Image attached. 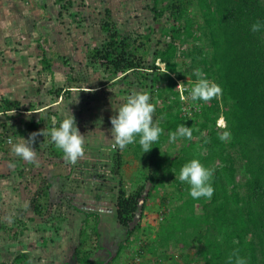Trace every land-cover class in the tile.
<instances>
[{
  "label": "trees",
  "instance_id": "16d2710c",
  "mask_svg": "<svg viewBox=\"0 0 264 264\" xmlns=\"http://www.w3.org/2000/svg\"><path fill=\"white\" fill-rule=\"evenodd\" d=\"M151 12L153 20L162 25L153 39L148 34L126 37L110 19L104 18L100 28L106 39L87 50L90 62L97 63L109 80L134 75L138 88L151 94L156 104L153 119H158L165 130L149 152L144 153L138 143H133L123 150L117 147L113 156L118 179L116 220L127 228L123 247L140 228L136 223L128 229L136 214L146 208L154 192L168 184L175 190L174 196L157 199L163 209V221L156 232L158 248L173 243L178 249H186L189 252L185 264H228V256L237 250L248 264H264V30H250L257 19L264 20V0H153ZM157 61L163 69L156 65ZM41 62L51 67V59L45 55ZM197 67L218 83L222 92L207 102L190 98L189 111H184L176 84L188 78L187 85L193 86L197 79L193 70ZM60 92L61 88L53 89L56 97ZM19 105V101H6L0 112L18 111ZM194 105L200 110L194 112ZM187 112L192 115L187 116ZM54 114L57 113L30 116L24 119L23 126L27 138L33 133L38 134L35 140L44 137L54 160H60L64 154L48 135ZM220 118L223 127L217 125ZM181 123L192 127V138L178 137L169 143L168 132ZM224 132L229 136L222 140ZM129 149L139 159L148 160L134 189L126 186L122 175V153ZM192 158L214 169L215 191L210 199H193L189 186L178 178L180 167ZM238 174L242 178L236 181ZM5 176L1 169L0 177ZM49 196L47 186L32 197L30 205L35 216L46 214ZM97 219L95 213H84L73 250L75 264H103L90 261L100 247ZM153 243L139 248L138 257L143 251L155 254L157 246L149 248ZM121 248L105 264H113ZM24 260L25 255L20 254L11 264Z\"/></svg>",
  "mask_w": 264,
  "mask_h": 264
},
{
  "label": "rangeland",
  "instance_id": "374dc122",
  "mask_svg": "<svg viewBox=\"0 0 264 264\" xmlns=\"http://www.w3.org/2000/svg\"><path fill=\"white\" fill-rule=\"evenodd\" d=\"M152 4L153 0H0V111L6 101L20 103L18 111L0 112V170L6 174L0 177L1 263L11 264L24 254L26 260L21 264H75L73 250L84 213L98 215L100 247L90 261L105 264L123 247L127 228L116 220L118 179L113 156L118 145L112 139L110 118L131 92L141 90L132 74L109 80L97 63L90 62L87 50L106 39L100 28L104 18L110 19L126 37L148 34L153 39L162 25L153 20ZM161 20L163 23L165 18ZM151 51L147 54L149 64ZM43 55L51 59L50 68L41 62ZM156 65L164 68L159 61ZM57 73L62 80L56 78ZM187 83L188 78L176 84L184 111H189L187 102L192 89ZM57 88L62 91L58 97L53 93ZM68 105L85 136L84 154L75 163L65 157L54 160L42 136L33 142V162L14 154L12 146L18 135L29 139L24 119L45 117L47 112L58 114L59 110L67 111ZM192 109L195 112L200 107L194 105ZM191 115L187 112V116ZM126 151L122 153V175L126 186L134 189L148 160L134 156L131 149ZM10 162L16 166L10 168ZM241 178L238 174L236 181ZM47 186L48 208L44 216L37 217L30 200ZM174 191L166 184L153 193L146 208L128 226L130 229L138 223L140 228L120 249L113 264H185L189 251L173 243L158 248L155 243L163 221L157 199L174 196ZM152 241L155 244L149 248L157 246L155 254L143 251L138 257V249Z\"/></svg>",
  "mask_w": 264,
  "mask_h": 264
},
{
  "label": "clouds",
  "instance_id": "9594fccd",
  "mask_svg": "<svg viewBox=\"0 0 264 264\" xmlns=\"http://www.w3.org/2000/svg\"><path fill=\"white\" fill-rule=\"evenodd\" d=\"M250 30L253 33L264 30V20L257 19L251 25ZM193 71L197 79L194 81L190 92L192 101L202 100L207 102L222 92L221 86L215 81L208 79L207 74L200 67L195 68ZM55 75L58 80L63 79L61 74L57 73ZM48 108L50 107L46 109ZM155 111L156 104L152 102L149 92H131L116 109L117 114L110 118L112 125L111 134L115 144L123 150L130 144L138 143L144 153L149 152L152 149V145L159 141L165 131L160 126V121L153 119ZM50 120L52 127L48 131V135L51 141L57 148L62 150L65 159L75 163L84 154L85 136L80 133L69 105L67 111L59 110L58 114L50 117ZM221 120L222 124H218V126L223 127V119L220 118L218 122ZM42 133L39 134L43 135ZM37 135V133H33L29 139L18 135L17 141L12 146L14 154L21 157L24 161L33 162L36 157L33 142ZM228 136L229 133L224 132L220 138L223 140ZM178 137L191 139L192 127H187L181 123L174 131L170 130L168 132L169 143H174ZM15 166L14 162L9 163L10 168ZM213 175L214 169L205 166L199 159L192 158L180 167L178 178L189 186V195L193 199L201 197L210 199L215 191L212 183ZM227 261L228 264H248L247 258L241 256L238 250L229 255Z\"/></svg>",
  "mask_w": 264,
  "mask_h": 264
},
{
  "label": "built area",
  "instance_id": "2783aa9c",
  "mask_svg": "<svg viewBox=\"0 0 264 264\" xmlns=\"http://www.w3.org/2000/svg\"><path fill=\"white\" fill-rule=\"evenodd\" d=\"M180 93H181V95H182V91H181ZM181 98H182V96H181Z\"/></svg>",
  "mask_w": 264,
  "mask_h": 264
},
{
  "label": "water",
  "instance_id": "95a60500",
  "mask_svg": "<svg viewBox=\"0 0 264 264\" xmlns=\"http://www.w3.org/2000/svg\"><path fill=\"white\" fill-rule=\"evenodd\" d=\"M69 264H72V263H69Z\"/></svg>",
  "mask_w": 264,
  "mask_h": 264
}]
</instances>
